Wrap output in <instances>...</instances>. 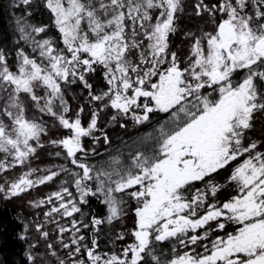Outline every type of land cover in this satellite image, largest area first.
I'll list each match as a JSON object with an SVG mask.
<instances>
[{"label": "snow or ice", "instance_id": "snow-or-ice-1", "mask_svg": "<svg viewBox=\"0 0 264 264\" xmlns=\"http://www.w3.org/2000/svg\"><path fill=\"white\" fill-rule=\"evenodd\" d=\"M38 3L58 38L49 25L30 22ZM12 7L21 15L14 61L0 48V195L10 199L62 173L72 177L78 195L62 181L59 190L29 202L53 205L44 215L57 225L66 258L47 242L44 224L35 230L56 264H264V138L249 136L257 114L264 116V0H13ZM183 16L203 25L183 31L189 48L181 57L171 38L182 31ZM98 72L105 84L99 90L90 82ZM74 84L92 105L87 126L85 109L73 114L67 98ZM109 108L113 121L130 118L134 125L150 123L155 113L167 119L127 160L114 156L97 166L87 161L99 153L83 138L99 142L93 134ZM53 129L65 134L52 138ZM45 138L57 149L49 155L80 171L33 167ZM103 140L109 143L106 133ZM17 168L26 170L9 178ZM222 171L229 172L224 183L217 180ZM225 190L230 195L221 201ZM90 197L105 213L75 218L85 215L81 205ZM53 214L72 219L61 225ZM229 224L233 232L212 238ZM105 226L119 251L101 249ZM163 241L183 251L158 253ZM29 248L31 264H47L35 244Z\"/></svg>", "mask_w": 264, "mask_h": 264}, {"label": "trees", "instance_id": "trees-1", "mask_svg": "<svg viewBox=\"0 0 264 264\" xmlns=\"http://www.w3.org/2000/svg\"><path fill=\"white\" fill-rule=\"evenodd\" d=\"M13 0H0V48L8 51L10 55V63L15 59V50L17 48V41L19 40V33L16 31V18L21 15V11L12 7ZM34 11L32 17H30V22L35 24H46L50 26L49 35L53 38H58V33L54 26H52V16L42 4L38 3L34 5ZM182 31L178 32L172 40V50L177 51L181 57L187 55L189 48V42L184 39L183 31L188 29H195L197 25H203V21L195 17L183 16L179 21ZM23 45V42H20ZM94 84L97 90L105 87L102 76L99 72L90 81ZM67 98L73 109V114L79 107L85 109L82 113L81 118L85 126H87L90 119V111L92 105L88 103L87 92L81 88L79 84L70 85L67 88ZM115 110L109 108L102 111L98 120V128L101 131L95 132L93 135L101 137L99 142L93 140L92 137H86L84 139V144L86 148H96L99 155L89 154L88 163L96 164L97 166L105 165L106 162L110 161L114 156H120L122 160H127L128 152L135 151L139 147V141L142 137H145L148 133L153 132L154 129L158 128L160 124H163L167 117L164 113L152 114V119L150 123H145L143 125H134L130 118L119 117L116 121H113L111 117L115 115ZM51 123V121H49ZM124 124L126 127H121ZM106 133L109 139V143H105L103 140V134ZM63 131L58 132L53 129L50 135L52 138H59V136L64 135ZM251 139H261L264 138V116L257 114V118L254 121V130L249 133ZM57 149L47 144V138H45V148L38 150V159L32 161V166L37 167L41 170L52 168L56 170L54 166H59L64 164L69 169H74L75 171H80L75 169L68 161L63 157H55L54 155H49V153H54ZM261 150H264L262 147ZM122 153V155H121ZM38 175L44 174L43 172L37 173ZM229 175L228 171H222L218 176L217 180L220 183H224L225 178ZM62 181H68L65 186L69 187V190L73 195H78L76 193L74 184L72 183V177L67 174H61L55 182H50L45 185H40L32 190V193L36 197V201L39 199H44L49 196L53 191H57L60 188ZM219 198L221 201L226 200L230 191L225 190L220 192ZM51 207V206H50ZM82 211L85 214L83 217L80 214H76L75 218H83L86 222L93 215H103L105 213L104 205L95 197L89 198V203L86 205H81ZM37 216L30 217L25 213L24 204L20 198H13L11 200L5 199L0 195V264H31L27 260V254L30 251L29 245L35 244L36 248L34 251L39 253L40 258L47 261V264H56V259L51 257L48 253L46 247L47 242L53 243L54 247L58 249L57 255L60 258H66L67 250L60 248L57 244V238L59 236L57 225L55 223H49L46 221L44 214V207L40 208ZM38 209V210H39ZM53 217L59 222V224L64 225L72 218H61L58 214H53ZM52 218H48L51 220ZM134 216L129 215L125 224L130 229L134 227ZM32 220V221H31ZM31 221V223H30ZM30 224L34 230L35 242H30L25 239L26 225ZM36 224H44L43 230L49 231L50 235L48 241L40 237V233L35 230ZM122 230L120 225H117L115 232ZM235 230L234 225H227L223 232H216L212 235L215 238L216 235L223 236L226 233L233 232ZM115 232L111 230L110 226H105L104 233L100 236L101 249L103 251L116 250L119 251L120 244H113ZM88 234V233H86ZM65 235V240L68 239V234ZM21 237H24L23 239ZM120 243H126L120 242ZM207 243V241H205ZM178 245H174L172 241H163L157 243V251L164 253L166 256L172 255L171 249ZM202 250V249H198Z\"/></svg>", "mask_w": 264, "mask_h": 264}, {"label": "rangeland", "instance_id": "rangeland-1", "mask_svg": "<svg viewBox=\"0 0 264 264\" xmlns=\"http://www.w3.org/2000/svg\"><path fill=\"white\" fill-rule=\"evenodd\" d=\"M24 170H26V169H22V168L15 169L14 172L9 173V178H13L14 176L20 174V172L24 171ZM32 190L34 191V189H32ZM32 190L27 192V193H25V194H23V195H21V196L17 197V198H20V200H22V202L24 204L25 213L28 214L30 217L37 216V213L40 211L39 207L38 208L37 207H33L29 203L30 201H36V197L32 193ZM5 199L7 200L9 198H5ZM11 199H13V198H10L9 200H11ZM50 206L52 207L53 205L47 204V203H45L43 205V207L45 208L44 209V214L50 210V208H51ZM40 208H42V206ZM31 221H30V223H31ZM64 225H67V223H65ZM33 230H34V228L30 224L26 225V228H25V232H26L25 239L29 240L30 242H35V240H34L35 239V235L33 233Z\"/></svg>", "mask_w": 264, "mask_h": 264}]
</instances>
